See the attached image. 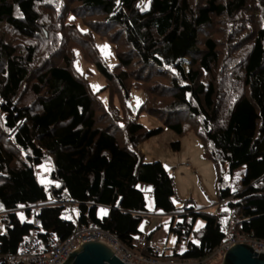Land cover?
<instances>
[{"label":"trees","instance_id":"trees-1","mask_svg":"<svg viewBox=\"0 0 264 264\" xmlns=\"http://www.w3.org/2000/svg\"><path fill=\"white\" fill-rule=\"evenodd\" d=\"M138 1L0 0V253H15L31 231L45 246L50 235L63 240L93 225L162 257L135 244L147 213L138 183L170 216L168 256L204 258L234 233L264 239V0H148L143 9ZM94 33L110 42L113 64ZM75 48L119 107L91 90ZM131 87L144 91L138 110L162 125L146 127L131 114ZM184 122L215 167V212L185 207L186 199L176 206L162 163L137 150L162 126L180 133ZM45 162L47 187L35 173ZM239 167V189L231 190L222 173Z\"/></svg>","mask_w":264,"mask_h":264},{"label":"rangeland","instance_id":"rangeland-1","mask_svg":"<svg viewBox=\"0 0 264 264\" xmlns=\"http://www.w3.org/2000/svg\"><path fill=\"white\" fill-rule=\"evenodd\" d=\"M147 4L148 0L138 1L140 9L146 8ZM76 22L82 28L78 19H76ZM94 41L105 62L108 65L113 64L115 56L106 36H100L94 33ZM74 50V65L86 77L91 90L97 91L98 98L104 105L111 101L119 107V100L116 93H112L111 99L109 100L108 89L102 87L105 84V78L95 69L91 62L83 59L79 49L75 48ZM143 98L144 91L141 88L131 87L129 89L126 102L130 106L131 114L146 127L162 125L161 118L149 114L143 109L138 110V106ZM174 141H177V147L175 148L171 145ZM137 150L142 154L144 161L158 160L162 163L172 179L174 192L172 202L176 206H181L182 201L186 199L187 204L185 207L193 206L194 209L209 212L216 211L215 167L210 159L203 155V147L200 138L195 133L193 125L184 122L183 129L180 133H176L172 129L162 126L159 132L143 138L137 144ZM50 166L51 164L49 162H45L35 167L36 178L45 187L52 183V180L48 176ZM241 170L242 167L233 170L231 177L222 173L223 179L227 182L231 190L239 189L238 176ZM144 196L147 209L145 216L147 220L140 225L141 230L143 232L145 229L151 231L152 240H155L160 249L164 250L174 243V236L167 231L170 216L155 209L149 192H145ZM72 208L75 213V208ZM219 208H223L222 203L219 204ZM22 211L23 208L17 210V215L20 219L23 218ZM201 225L202 221L197 218L192 224V228L196 229ZM3 230L4 226L0 219V233ZM220 258L221 255L212 254V256L208 257L207 264H216Z\"/></svg>","mask_w":264,"mask_h":264},{"label":"built area","instance_id":"built-area-1","mask_svg":"<svg viewBox=\"0 0 264 264\" xmlns=\"http://www.w3.org/2000/svg\"><path fill=\"white\" fill-rule=\"evenodd\" d=\"M39 206V204H34L33 208ZM38 222V218L33 217L32 224L37 225ZM89 240L106 242L124 264H207V259L212 254L221 255L228 246L240 242L250 245L256 252L264 253V239L245 238L234 233L212 254L201 259L176 258L168 256L167 251H164L162 257L148 256L137 249L124 247L105 231L90 225L63 240H58L50 235L49 242L45 246L38 239L35 231H31L21 240L15 253L9 255L0 253V264H60L70 249L78 242L82 243ZM135 244L138 248L148 245L153 253L160 251V248L154 242L146 243L142 237L135 239Z\"/></svg>","mask_w":264,"mask_h":264},{"label":"water","instance_id":"water-1","mask_svg":"<svg viewBox=\"0 0 264 264\" xmlns=\"http://www.w3.org/2000/svg\"><path fill=\"white\" fill-rule=\"evenodd\" d=\"M60 264H124L103 241L89 240L72 247ZM216 264H264V253L246 243H234L224 249Z\"/></svg>","mask_w":264,"mask_h":264},{"label":"crops","instance_id":"crops-1","mask_svg":"<svg viewBox=\"0 0 264 264\" xmlns=\"http://www.w3.org/2000/svg\"><path fill=\"white\" fill-rule=\"evenodd\" d=\"M241 173H242V170L239 172V176H238V178H239V181H240V177H241ZM239 187V186H238ZM137 188L138 189H140V190H142V191H145V192H149L150 193V191H151V189H150V187L148 186V185H146V184H143V183H138L137 184ZM156 210H158V211H160L159 209H157V208H155ZM161 212V211H160ZM147 214V213H146ZM147 220V218H146V216H145V218L144 219H142V221L138 224V231H139V233H137L136 235H134L133 237H134V240L135 239H137V238H140V237H146V235H148V241L150 242V241H152V242H154L157 246H158V244L156 243V241L155 240H152V238H151V231H149V230H147V229H145V231L143 232L142 230H141V226L140 225H142V222H145ZM175 240V239H174ZM173 245H174V243H173ZM173 245H170V246H168V247H164L165 249H164V251H166L168 248H171ZM159 247V246H158ZM160 248V247H159ZM162 249H160V251H161Z\"/></svg>","mask_w":264,"mask_h":264},{"label":"snow or ice","instance_id":"snow-or-ice-1","mask_svg":"<svg viewBox=\"0 0 264 264\" xmlns=\"http://www.w3.org/2000/svg\"><path fill=\"white\" fill-rule=\"evenodd\" d=\"M105 47H107V46H105Z\"/></svg>","mask_w":264,"mask_h":264}]
</instances>
